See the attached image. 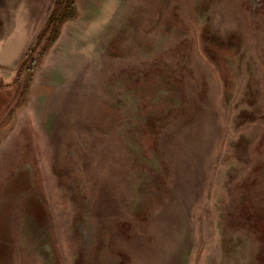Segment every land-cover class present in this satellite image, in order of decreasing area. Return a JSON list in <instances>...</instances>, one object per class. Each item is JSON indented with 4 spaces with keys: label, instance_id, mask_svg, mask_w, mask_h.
I'll return each instance as SVG.
<instances>
[{
    "label": "rangeland",
    "instance_id": "rangeland-1",
    "mask_svg": "<svg viewBox=\"0 0 264 264\" xmlns=\"http://www.w3.org/2000/svg\"><path fill=\"white\" fill-rule=\"evenodd\" d=\"M0 0V264H264V0ZM40 48V47H39Z\"/></svg>",
    "mask_w": 264,
    "mask_h": 264
},
{
    "label": "trees",
    "instance_id": "trees-1",
    "mask_svg": "<svg viewBox=\"0 0 264 264\" xmlns=\"http://www.w3.org/2000/svg\"><path fill=\"white\" fill-rule=\"evenodd\" d=\"M51 4L52 9L36 36L35 43L27 49L24 59L19 62L15 69L13 83H17L23 75L25 76L32 71L35 63L56 40L59 27L70 19L75 9V0H53Z\"/></svg>",
    "mask_w": 264,
    "mask_h": 264
}]
</instances>
